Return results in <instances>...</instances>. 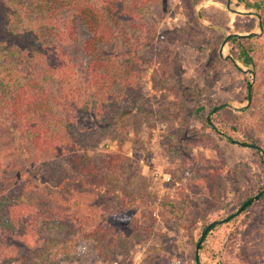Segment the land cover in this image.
Wrapping results in <instances>:
<instances>
[{
	"label": "rangeland",
	"instance_id": "374dc122",
	"mask_svg": "<svg viewBox=\"0 0 264 264\" xmlns=\"http://www.w3.org/2000/svg\"><path fill=\"white\" fill-rule=\"evenodd\" d=\"M249 1L260 2L264 16V0ZM149 9L136 34L131 86H118L117 106L98 107L79 67L64 86L77 126L105 129L91 142L94 155L124 160L110 172L101 164L112 193L58 192L74 176L71 165L39 159L19 123L0 122V193L26 207L16 229L0 227V264H198L208 225L264 190L263 155L242 146L254 138L264 147V17L238 0H154ZM252 34L255 64L247 67L230 37ZM217 107L237 122L212 113ZM55 205L70 209L75 234L49 222ZM50 235L55 241L45 246ZM202 245L200 264H264V198Z\"/></svg>",
	"mask_w": 264,
	"mask_h": 264
},
{
	"label": "trees",
	"instance_id": "16d2710c",
	"mask_svg": "<svg viewBox=\"0 0 264 264\" xmlns=\"http://www.w3.org/2000/svg\"><path fill=\"white\" fill-rule=\"evenodd\" d=\"M153 1L0 0V122L14 120L19 123V130L24 132L34 154L41 155L39 159L48 157L44 160L71 165L70 173L75 177L62 179L58 183V192L66 189L68 193L91 190L110 194L113 191V187H108L112 182L111 177L103 175V167L108 168V172L117 170L124 160L113 155L104 161L94 155L91 142L100 139L96 136L105 129L102 127L98 133H91L77 126L75 120L71 119L76 109V106L70 109L74 103L71 98L73 93H67L64 86L70 83L72 73L78 71L79 67L80 71L85 72V81L98 107L105 109L113 103L117 106L118 86H131V75L139 60V57H135V52L140 48L136 47L137 30L142 26L140 22L144 21ZM238 3L247 10L254 8V14L260 19L264 17L260 2L238 0ZM261 25H264V21ZM253 39L254 34L230 37L232 50L237 52L236 58L247 67L255 64L253 48L249 46ZM211 112L226 115L233 124L237 122L236 115L226 107H217ZM214 130L231 143H237L224 131ZM242 146L261 153L256 146L262 145L254 138ZM263 198L264 195L258 196L241 212L232 215L229 221L238 220ZM20 200L12 193H0V227L7 230L17 228L23 208ZM46 212L50 217L49 222H59L57 228L63 232L62 235L69 237L76 233L69 208L55 205ZM218 227L213 226L204 241ZM40 234H46V231ZM89 236L95 238L94 233ZM50 240L55 241L50 235L43 241L44 245L49 244ZM203 248L201 244L200 250ZM49 250V247H41V251ZM222 264L236 263L231 258Z\"/></svg>",
	"mask_w": 264,
	"mask_h": 264
},
{
	"label": "water",
	"instance_id": "95a60500",
	"mask_svg": "<svg viewBox=\"0 0 264 264\" xmlns=\"http://www.w3.org/2000/svg\"><path fill=\"white\" fill-rule=\"evenodd\" d=\"M253 87H254V83H252V84L250 85V89H249V94H250V95H249V102H250V103H251V92H252ZM226 106L229 107V108H231L230 105H226ZM256 149H258V150L262 153V155H263V160H264V149H263L262 147H258V146H256ZM260 195H264V191H262V192L259 194V196H260ZM257 198H258V196L253 197V198H251L249 201H247V202H246V203H245V204L239 209V212H241V211L243 210V208H244L247 204H249V203L255 201ZM233 216H235V215H233ZM231 218H232V216L229 217V218H227V219L221 220V221H216V222L210 224V225L206 228V230L204 231V233H203V235H202V237H201V239H200V242H199V243L197 244V246H196V261H197L198 264H199V251H200V246H201L202 242L204 241V238H205L207 232H208L213 226H221V225L227 223V221H229Z\"/></svg>",
	"mask_w": 264,
	"mask_h": 264
},
{
	"label": "built area",
	"instance_id": "2783aa9c",
	"mask_svg": "<svg viewBox=\"0 0 264 264\" xmlns=\"http://www.w3.org/2000/svg\"><path fill=\"white\" fill-rule=\"evenodd\" d=\"M170 180H171V176H168V177H167V181H170Z\"/></svg>",
	"mask_w": 264,
	"mask_h": 264
}]
</instances>
